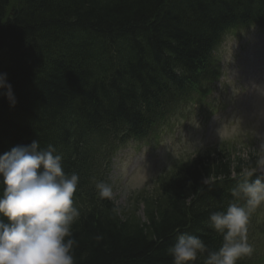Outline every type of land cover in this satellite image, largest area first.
Segmentation results:
<instances>
[{
	"label": "trees",
	"instance_id": "trees-1",
	"mask_svg": "<svg viewBox=\"0 0 264 264\" xmlns=\"http://www.w3.org/2000/svg\"><path fill=\"white\" fill-rule=\"evenodd\" d=\"M252 26L264 29V0H0V73L16 101L0 89V155L39 140L62 154L66 174H78L75 264H173L167 249L182 233L210 251L222 246L209 217L230 202L243 206L231 189L242 172H257L256 154L231 158L221 148L178 163L156 198L144 200L143 224L123 219L95 183L112 186L117 149L148 137L214 79L224 36ZM258 231L252 213L254 252L237 264H255Z\"/></svg>",
	"mask_w": 264,
	"mask_h": 264
},
{
	"label": "rangeland",
	"instance_id": "rangeland-1",
	"mask_svg": "<svg viewBox=\"0 0 264 264\" xmlns=\"http://www.w3.org/2000/svg\"><path fill=\"white\" fill-rule=\"evenodd\" d=\"M215 58L214 79L180 100L151 136L129 141L113 156L108 177L123 219L147 222L144 200L156 198L178 163L221 148L231 158L262 155L264 30L231 31ZM253 214L261 238L253 258L264 264V205Z\"/></svg>",
	"mask_w": 264,
	"mask_h": 264
},
{
	"label": "clouds",
	"instance_id": "clouds-1",
	"mask_svg": "<svg viewBox=\"0 0 264 264\" xmlns=\"http://www.w3.org/2000/svg\"><path fill=\"white\" fill-rule=\"evenodd\" d=\"M0 89H6L14 106L6 73H0ZM261 153L259 174L242 172L241 182L231 189L243 206L230 202L226 211L209 217L208 226L223 236L222 246L210 251L200 237L179 234L167 249L173 264H195L198 257H204V264H237L253 254L247 231L251 214L264 205V145ZM62 160L52 145L41 148L39 140L0 155V264H75L72 227L81 213L73 196L79 176L66 174ZM95 189L101 199L113 198L110 184L99 181Z\"/></svg>",
	"mask_w": 264,
	"mask_h": 264
}]
</instances>
